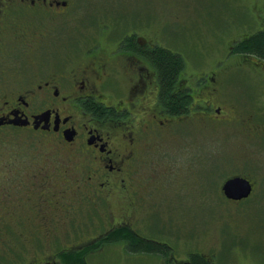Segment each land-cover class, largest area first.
Instances as JSON below:
<instances>
[{"label":"flooded vegetation","instance_id":"obj_1","mask_svg":"<svg viewBox=\"0 0 264 264\" xmlns=\"http://www.w3.org/2000/svg\"><path fill=\"white\" fill-rule=\"evenodd\" d=\"M74 5L0 0V262L64 264L61 253L72 252L90 264L119 245L133 255L160 256V264H190L192 253L181 259L170 246L181 237L171 236L164 221L168 232L157 227L156 236L142 235L139 213L154 206L159 159L166 164L172 146L184 147L188 131L199 140L204 122L216 132L236 122L248 137L254 133L250 139H262L264 152V121L252 122L250 110L227 92L230 63L253 57L232 45L215 70L189 80L185 56L162 44L155 28L144 33L138 24L117 33L99 24L97 39L61 51L58 42L77 26ZM159 51L184 60L167 94L153 60ZM254 58L260 69H250L261 75L263 101L264 59ZM178 97L184 106L172 109ZM223 176L230 177L220 199L240 203L257 193L250 175ZM236 177L251 181L248 198L225 196L224 184ZM137 240L169 251L134 250Z\"/></svg>","mask_w":264,"mask_h":264},{"label":"rangeland","instance_id":"obj_2","mask_svg":"<svg viewBox=\"0 0 264 264\" xmlns=\"http://www.w3.org/2000/svg\"><path fill=\"white\" fill-rule=\"evenodd\" d=\"M74 2L77 10L75 14L79 16L77 26L67 28L69 34L58 42V50L87 45L90 42L88 36L97 39L99 24L110 25L116 33L123 28L134 29L137 24L136 29L146 33L144 28L149 26L160 32L162 44L185 56L184 70L189 80L215 70L230 46L264 28V19H261L262 15L264 18V0ZM120 14L123 16L120 17ZM242 54L253 58L246 61L245 65L238 58L230 63L229 76L232 84L228 85L227 92L233 100H238L250 110L252 116H255L252 122L262 123L264 96L263 101H259V94L263 83L259 81L261 75L250 69V66L258 70L260 67L253 64L257 61L254 56L245 52ZM233 123L218 128L216 132L204 122L199 140L189 136L188 131L185 146H172L167 163L159 159L161 161L155 166L154 179H162V182L164 179L168 180L167 183L160 181L158 187L161 189H155L152 196L154 206L146 212L140 210V233L144 236H156L154 231L157 227L161 233L168 232L162 229L161 222L164 221L170 227L168 233L171 236L181 237L177 241L172 240L170 244L173 249L176 248L181 259L187 258V253H204L213 257L212 264H264L262 139H250L253 132L248 137L239 124ZM235 173H246L257 183V193L250 200L236 203L220 199L221 185L230 177L223 175ZM20 262L10 259L8 262L1 261L0 264ZM89 262L160 264L161 258L157 255H133L117 245L107 248L105 253Z\"/></svg>","mask_w":264,"mask_h":264},{"label":"trees","instance_id":"obj_3","mask_svg":"<svg viewBox=\"0 0 264 264\" xmlns=\"http://www.w3.org/2000/svg\"><path fill=\"white\" fill-rule=\"evenodd\" d=\"M122 16L123 14H120V17ZM240 46L242 47L240 49L242 53L245 52L246 54L264 59V31L244 39L240 42ZM153 60L160 70L163 91L166 92V94L170 93L178 71L184 67L182 56L170 52L159 51L155 53ZM173 100L174 104L171 106L172 109L178 110L184 106L183 101H180L179 97L174 98ZM128 236H130V234ZM131 247L134 250L143 248L146 251L160 252V254L164 255L169 251L168 248H163L159 245L146 243L140 240L135 241ZM60 258L64 264H86L82 253L63 252L61 253ZM190 260V264H210V259L202 254H192Z\"/></svg>","mask_w":264,"mask_h":264},{"label":"water","instance_id":"obj_4","mask_svg":"<svg viewBox=\"0 0 264 264\" xmlns=\"http://www.w3.org/2000/svg\"><path fill=\"white\" fill-rule=\"evenodd\" d=\"M253 190L252 183L244 177L232 178L223 186V192L228 199L243 200L248 198ZM58 264V263H56Z\"/></svg>","mask_w":264,"mask_h":264}]
</instances>
